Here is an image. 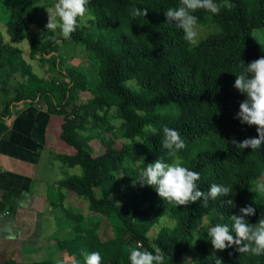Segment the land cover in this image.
I'll return each mask as SVG.
<instances>
[{"label": "trees", "instance_id": "trees-1", "mask_svg": "<svg viewBox=\"0 0 264 264\" xmlns=\"http://www.w3.org/2000/svg\"><path fill=\"white\" fill-rule=\"evenodd\" d=\"M57 0H0V80L15 79L0 88V135L7 129L6 118L14 108L42 101L46 109L64 118L62 140L75 154L55 156L62 165L79 167L82 174L68 175L50 185L47 199L58 218L64 212L73 237L58 240L57 249L66 252L74 264H83L81 250L99 251L102 264H130L129 248H160L165 264H264V254L240 253L236 246L214 251L208 228L228 224L240 208L251 205L255 215L245 217L256 224L264 217V145L240 149L233 139L258 138L256 126L241 124L236 118L240 103L247 97L234 87L241 63H251L260 54L254 30L264 34V0H216L219 14L198 10V25H215L218 31L196 46L184 40V33L168 23L165 11L178 7L180 0H88L86 18L69 39L47 30L40 20V7ZM43 3V4H42ZM147 9L148 15L133 18L131 9ZM90 17V18H87ZM34 25L40 32L32 34ZM1 27L6 29V41ZM61 42L84 47L98 65V81L93 88L86 74L62 68L57 51ZM27 41L29 60L38 62L44 77L38 76L20 48L12 43ZM91 98L78 103L80 94ZM120 121L122 144L112 137ZM150 124L156 134L143 131ZM179 131L186 147L169 157L162 147V129ZM98 140L101 153L92 148ZM144 163H137V159ZM157 158L200 173L197 182L204 192L211 184L231 186L230 196L177 206L161 199L154 188L142 186L141 170ZM66 192L88 203L87 211L100 219L85 223V216L66 209ZM232 200L235 207L228 206ZM175 220L156 234L152 229L162 218ZM59 219V218H58ZM66 221V222H67ZM60 223V222H59ZM112 234L104 236L103 227ZM26 264H60L52 258Z\"/></svg>", "mask_w": 264, "mask_h": 264}, {"label": "clouds", "instance_id": "clouds-1", "mask_svg": "<svg viewBox=\"0 0 264 264\" xmlns=\"http://www.w3.org/2000/svg\"><path fill=\"white\" fill-rule=\"evenodd\" d=\"M87 4L88 0H57L53 6L46 7L47 30L54 31L59 28V36L69 39L79 26V21L86 18ZM198 10L219 14L220 5L216 0H180L178 7L165 11L168 23H174L183 31L184 40L189 45L197 43L199 18L193 13ZM147 15V9H131L133 18ZM56 43L60 44L61 40L56 39ZM240 67L242 71L235 75L234 87L247 99L240 103L236 118L241 124L256 126L258 138H246L242 142L233 139L232 144L240 149L255 150L264 145V57L248 64L242 62ZM143 131L156 134V129L150 124L145 125ZM162 131V147L168 150L169 157H175L177 151L186 147L185 142L176 129L165 126ZM137 163L144 162L140 160ZM199 180L200 173L182 166V161L179 159H173L171 163H168L163 158H157L155 162L147 164L141 170L138 183L154 188L161 199L168 203H175L177 206L195 204L203 199V206L207 207L210 199L216 200L220 196H230L231 186L213 183L209 190L204 192L197 183ZM258 189L264 191V184H260ZM223 203L235 207L232 200ZM254 215L255 208L247 205L240 208V215L230 217L231 227L220 223L210 226L207 234L214 251H224L236 246L240 253H249L254 256L264 254V217H260L256 224H251L245 219ZM128 252L130 264H165V255L160 248H156L154 252L141 250V245L137 243L134 247H130ZM81 256L83 264H102L99 251L81 250ZM185 264H189L188 258L185 259ZM215 264H224V262L216 257Z\"/></svg>", "mask_w": 264, "mask_h": 264}, {"label": "crops", "instance_id": "crops-1", "mask_svg": "<svg viewBox=\"0 0 264 264\" xmlns=\"http://www.w3.org/2000/svg\"><path fill=\"white\" fill-rule=\"evenodd\" d=\"M63 122L43 104H19L6 118L8 129L0 135V209L10 215L0 218V264L56 259L60 253L57 241L62 239L47 191L64 179L65 166L55 156L76 152L61 138ZM65 194L73 207H87ZM67 198L65 205H71Z\"/></svg>", "mask_w": 264, "mask_h": 264}, {"label": "rangeland", "instance_id": "rangeland-1", "mask_svg": "<svg viewBox=\"0 0 264 264\" xmlns=\"http://www.w3.org/2000/svg\"><path fill=\"white\" fill-rule=\"evenodd\" d=\"M39 16H40V20H42V23L46 25L48 23V13H47L45 7L42 5L40 7ZM84 19H82V21ZM197 30L199 33L198 38H197V43L192 45V46H196L202 39L208 37L210 34L217 32L218 28L215 25H209V26L198 25ZM1 31H2V34L5 38V40L9 41V37L7 36L6 29L4 27H1ZM30 32L32 34L36 35L38 32H40V27L38 25H34L31 28ZM55 32H56L57 36H59V28H57L55 30ZM262 32H263L262 30H254L252 33L253 39L258 46V50H259L260 54H264V34ZM12 44L14 46L20 48L23 58L30 62V64L33 67L34 72L38 76L44 77L45 72L40 67L39 63L35 62V61L31 62L29 60L28 42L26 40L25 41H16ZM57 53L65 61L62 68H64V69L73 68L75 70H79V71L83 72L84 74H86L87 80L90 83V87L91 88L94 87V85L98 81V65H97L96 61L94 60V58L90 54H86V52L84 51V47L82 45L77 44V43L72 42V41L61 42L59 45V49H58ZM45 76H46V74H45ZM4 83L9 84L10 87H14L16 84V81L12 77H10L8 80L1 79L0 80V88L3 86ZM89 98H91V94L89 92L82 93L79 96L78 103L85 102ZM2 103H3V98L1 97V94H0V110L3 109ZM38 104L44 105V103L42 101L38 102ZM112 124L115 125V128H114L112 133L107 134V137L114 138L117 145H121L123 141H122V132L119 128L120 127V121L114 120V121H112ZM92 148H94L95 152H97V153L102 152V149L100 147L98 140H94V144H93ZM138 161H139V158L137 159V162ZM61 174H62V177L65 178L68 175H75V174L80 175V174H82V170L79 167H75V168L64 167ZM78 199H80V198H78ZM72 200L73 199L70 198V196L67 198V202L70 203L71 205L67 204L68 206L66 205V209L71 211V212L73 211L77 214L78 213L83 214L86 218V220H85L86 224L91 222V221L100 219L99 215L90 214L87 211L88 207H73ZM80 200L85 203V206L86 205L88 206V203L83 198H81ZM58 214H59V217H58L59 219L57 217L56 218H57L58 227H59L58 228L59 238H61L62 240H67V239L72 238L74 235L73 229H72V226L69 224V222L66 220V215H64V212H62V211H59ZM174 225H175V220L170 219L168 217H164V218H162L161 223L159 225H157L154 229H152L151 234L152 235L156 234L164 226L172 227ZM103 232H104V234H103L104 236H110L113 231L110 228V226L105 224V227H103ZM58 252H60V253H57V258L54 259L56 262H58L60 264H74L72 258L70 259L66 252L64 254L61 253L63 251H58ZM58 255L60 258H58ZM183 264H185V259H184ZM189 264H192V263L189 261Z\"/></svg>", "mask_w": 264, "mask_h": 264}, {"label": "built area", "instance_id": "built-area-1", "mask_svg": "<svg viewBox=\"0 0 264 264\" xmlns=\"http://www.w3.org/2000/svg\"><path fill=\"white\" fill-rule=\"evenodd\" d=\"M33 104H38V101L33 103ZM39 106V105H38ZM10 215V212L9 211H2L0 209V218H3V217H6V216H9Z\"/></svg>", "mask_w": 264, "mask_h": 264}]
</instances>
